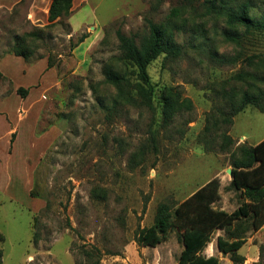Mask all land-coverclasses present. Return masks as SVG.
I'll return each mask as SVG.
<instances>
[{"label": "rangeland", "instance_id": "obj_1", "mask_svg": "<svg viewBox=\"0 0 264 264\" xmlns=\"http://www.w3.org/2000/svg\"><path fill=\"white\" fill-rule=\"evenodd\" d=\"M207 1L76 0L71 17L47 27L29 20L31 0H0L1 264H179L184 245L177 230L155 247L135 240L160 203L175 206L213 179L215 208L232 212L244 201L227 188L232 156L221 150V130L204 127L221 101L215 92L234 84L246 55L264 51V35L251 36L244 49L225 40V20L208 12ZM252 1V13L263 15L264 0ZM175 7L185 53L151 63L152 106L115 107L118 92L106 70L136 78L121 59L117 31L140 42L149 33L146 19L168 22ZM31 31L41 36L28 38L29 60L10 53ZM164 86L194 104L168 125L158 99ZM257 113L248 108L227 129L234 147L248 143L240 133L257 125ZM227 234L216 229L203 252L234 264L218 249V237ZM243 235V264H264V226Z\"/></svg>", "mask_w": 264, "mask_h": 264}, {"label": "trees", "instance_id": "obj_2", "mask_svg": "<svg viewBox=\"0 0 264 264\" xmlns=\"http://www.w3.org/2000/svg\"><path fill=\"white\" fill-rule=\"evenodd\" d=\"M73 3L74 0H51L46 26L71 17ZM252 5V0H208L206 3L209 13L217 12L223 16L226 27L221 33L225 40L234 42L242 49L251 36L264 35V14L254 15ZM180 13V8H173L169 21L165 23L147 18L149 33L140 42L134 35L117 31L121 59L133 68L136 78L133 83L127 75L106 70L107 81L114 84L118 92L115 107L121 103L144 107L153 105L156 95L149 74L151 63L161 55L175 59L185 53V46L176 40V32L181 28L176 20ZM239 27L244 29L243 33L237 31ZM40 36L39 31L19 36L9 52L29 60L32 50L29 49L28 38ZM48 66L51 67L50 62ZM232 81L234 84L231 87L224 86L215 92L221 101L206 114L204 132L221 130V150L230 152L232 156V180L227 188L239 192L244 201L232 212L215 208L213 203L220 194L219 181L213 179L175 206L160 203L154 222L139 228L136 233L135 240L139 245L155 247L168 239L173 230H177L184 245L179 264H221L218 255L207 256L203 252L218 228L228 233L227 236L218 237L219 251L230 255L234 264H243L246 258L239 253L247 242L243 234L258 231L264 226V141L234 147L235 140L227 130L234 124L235 117L248 108L264 112V51L246 55L243 66L233 75ZM160 90L158 99L165 125L170 124L178 114L194 108L193 101L184 97L177 87L164 86ZM18 92L27 96L29 91L20 87ZM15 136L16 133H13L11 142ZM152 139L156 146L154 135Z\"/></svg>", "mask_w": 264, "mask_h": 264}, {"label": "crops", "instance_id": "obj_3", "mask_svg": "<svg viewBox=\"0 0 264 264\" xmlns=\"http://www.w3.org/2000/svg\"><path fill=\"white\" fill-rule=\"evenodd\" d=\"M20 0H2V6L16 5ZM51 0H31L28 8V18L31 22L38 25L48 24L49 8ZM76 7V0L73 3V10ZM258 111V110H257ZM256 119L257 125L247 132H241L240 137L245 139L249 144H257L264 141V112L257 113ZM256 114V115H257ZM238 115L235 118L234 125L236 124ZM210 256V255H209Z\"/></svg>", "mask_w": 264, "mask_h": 264}, {"label": "water", "instance_id": "obj_4", "mask_svg": "<svg viewBox=\"0 0 264 264\" xmlns=\"http://www.w3.org/2000/svg\"><path fill=\"white\" fill-rule=\"evenodd\" d=\"M228 172L232 175V169L231 168L228 169Z\"/></svg>", "mask_w": 264, "mask_h": 264}, {"label": "built area", "instance_id": "obj_5", "mask_svg": "<svg viewBox=\"0 0 264 264\" xmlns=\"http://www.w3.org/2000/svg\"><path fill=\"white\" fill-rule=\"evenodd\" d=\"M20 115H22V113Z\"/></svg>", "mask_w": 264, "mask_h": 264}]
</instances>
